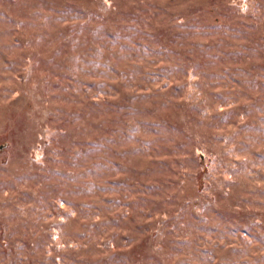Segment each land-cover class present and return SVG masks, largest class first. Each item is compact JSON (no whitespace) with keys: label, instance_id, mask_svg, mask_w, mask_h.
Returning a JSON list of instances; mask_svg holds the SVG:
<instances>
[{"label":"rangeland","instance_id":"374dc122","mask_svg":"<svg viewBox=\"0 0 264 264\" xmlns=\"http://www.w3.org/2000/svg\"><path fill=\"white\" fill-rule=\"evenodd\" d=\"M0 264H264V0H0Z\"/></svg>","mask_w":264,"mask_h":264}]
</instances>
